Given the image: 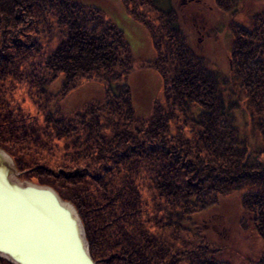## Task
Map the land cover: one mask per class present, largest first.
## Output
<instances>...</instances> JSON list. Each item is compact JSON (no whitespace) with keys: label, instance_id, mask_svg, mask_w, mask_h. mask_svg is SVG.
Wrapping results in <instances>:
<instances>
[{"label":"trees","instance_id":"16d2710c","mask_svg":"<svg viewBox=\"0 0 264 264\" xmlns=\"http://www.w3.org/2000/svg\"><path fill=\"white\" fill-rule=\"evenodd\" d=\"M166 1L122 0L150 33L154 55L144 65L164 81L163 97L146 93L142 111L130 85L132 44L104 8L0 0V145L73 200L97 264H232L217 241L227 216L215 211L232 195L240 223L264 242V9L250 26L229 21L232 59L220 76ZM215 1L235 15L244 0ZM86 80L102 83L101 96L66 109L62 100ZM20 85L38 96L42 121L5 104ZM57 149L56 166L43 159ZM0 264L14 263L0 256ZM249 264H264V247Z\"/></svg>","mask_w":264,"mask_h":264},{"label":"rangeland","instance_id":"374dc122","mask_svg":"<svg viewBox=\"0 0 264 264\" xmlns=\"http://www.w3.org/2000/svg\"><path fill=\"white\" fill-rule=\"evenodd\" d=\"M84 1L100 5L106 10L109 16H112L119 22L120 26L126 32L133 47L136 67L138 66L130 79L134 102L139 110H147L149 100L152 97L146 101V93H149V96L155 95L162 98L164 85L161 75L155 69L153 70L144 65L150 56L154 55L153 42L148 29L142 22L136 20L127 12L122 0ZM163 7L165 9L175 10L179 14L181 23L186 29L187 35L190 37L189 41L191 46L198 54L205 58L209 67L214 69V71L220 72V76H223L224 74H228L232 59L230 50L232 30L228 27L229 21L233 19L245 26H250L253 13L264 9V0L242 1L239 4L240 9L235 15L230 10L224 11L219 9L215 0H167L163 4ZM27 62H30V59ZM6 85L8 86L9 82ZM18 87L15 88L14 92L12 91V94H9L8 99L5 100V104L10 102L11 106L21 107L28 121L30 119L42 121L44 114L35 104L38 96L34 90L29 85H20ZM58 87L59 83L57 81L52 86V89L57 90ZM32 92L34 93L32 94ZM101 94L102 83L96 80H86L79 88L69 92L68 96L62 101L64 107L70 110L77 104L80 105L81 101L98 98ZM238 119L245 133L250 135L248 121L243 112L238 113ZM255 139L256 137H253V140ZM59 143L62 145L63 140L59 141ZM56 151L52 155L45 152L49 158L43 159H46L51 165L56 166L58 160L62 159V153H64L63 149H57ZM27 171H29V168L23 169L22 178L52 185L48 182H41L39 180V173L29 175L26 174ZM37 172H41V170ZM141 189L144 196L150 199L151 192L147 190V186L141 184ZM66 199L73 201L70 198ZM215 211L216 214H224L227 216V224H225V227H228L225 233L227 237L217 240L219 242L218 245L221 244L220 246L223 247L222 257L232 264H249L250 261L258 258L260 251L263 250L264 242L254 232L255 229L248 220L245 223H240V216L238 214L242 216L244 213L240 209L237 196L232 195L225 198L223 205ZM233 214H236L234 223H229L228 220ZM221 228L222 226L216 227L219 232L222 231Z\"/></svg>","mask_w":264,"mask_h":264},{"label":"water","instance_id":"95a60500","mask_svg":"<svg viewBox=\"0 0 264 264\" xmlns=\"http://www.w3.org/2000/svg\"><path fill=\"white\" fill-rule=\"evenodd\" d=\"M22 173L0 145V256L14 264H97L76 204Z\"/></svg>","mask_w":264,"mask_h":264}]
</instances>
